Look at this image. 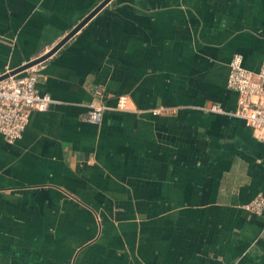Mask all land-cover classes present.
Returning a JSON list of instances; mask_svg holds the SVG:
<instances>
[{"label": "crops", "instance_id": "1", "mask_svg": "<svg viewBox=\"0 0 264 264\" xmlns=\"http://www.w3.org/2000/svg\"><path fill=\"white\" fill-rule=\"evenodd\" d=\"M100 1L0 0V74ZM234 53L264 61V0H109L32 65L53 102L0 135V264H264V129L200 109L236 107Z\"/></svg>", "mask_w": 264, "mask_h": 264}, {"label": "built area", "instance_id": "2", "mask_svg": "<svg viewBox=\"0 0 264 264\" xmlns=\"http://www.w3.org/2000/svg\"><path fill=\"white\" fill-rule=\"evenodd\" d=\"M36 81L34 66L0 80V135L8 143L20 137L31 110L43 111L53 102L49 95L37 91ZM225 86L236 93V107L232 111H222L216 103L200 109L225 113L241 119L250 128L264 129V61L256 71H250L243 67L241 55L234 53L228 62ZM92 95L93 100L87 103L84 119L97 124L106 107L98 88L93 89ZM157 112L153 110V113ZM244 209L255 215L261 214L264 197H253Z\"/></svg>", "mask_w": 264, "mask_h": 264}, {"label": "water", "instance_id": "3", "mask_svg": "<svg viewBox=\"0 0 264 264\" xmlns=\"http://www.w3.org/2000/svg\"><path fill=\"white\" fill-rule=\"evenodd\" d=\"M109 0H101L93 9H91L78 23H76L63 37L57 41L50 49H48L45 53L39 55L38 57L23 63L22 65L11 69L3 74H0V80L9 76L16 74L38 62H41L45 58H47L50 54H52L59 46H61L76 30H78L93 14H95L104 4H106Z\"/></svg>", "mask_w": 264, "mask_h": 264}]
</instances>
